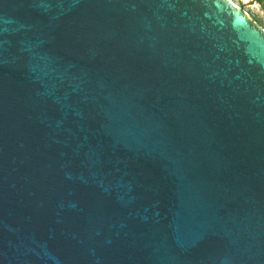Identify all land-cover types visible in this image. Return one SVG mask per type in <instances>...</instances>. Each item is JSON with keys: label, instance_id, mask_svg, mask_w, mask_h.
<instances>
[{"label": "water", "instance_id": "95a60500", "mask_svg": "<svg viewBox=\"0 0 264 264\" xmlns=\"http://www.w3.org/2000/svg\"><path fill=\"white\" fill-rule=\"evenodd\" d=\"M0 264H264L244 4L0 0Z\"/></svg>", "mask_w": 264, "mask_h": 264}, {"label": "rangeland", "instance_id": "374dc122", "mask_svg": "<svg viewBox=\"0 0 264 264\" xmlns=\"http://www.w3.org/2000/svg\"><path fill=\"white\" fill-rule=\"evenodd\" d=\"M236 5L244 4L245 10L264 28V2L258 0H232Z\"/></svg>", "mask_w": 264, "mask_h": 264}, {"label": "flooded vegetation", "instance_id": "af4514ba", "mask_svg": "<svg viewBox=\"0 0 264 264\" xmlns=\"http://www.w3.org/2000/svg\"><path fill=\"white\" fill-rule=\"evenodd\" d=\"M259 2H264V0H258Z\"/></svg>", "mask_w": 264, "mask_h": 264}, {"label": "bare ground", "instance_id": "6f19581e", "mask_svg": "<svg viewBox=\"0 0 264 264\" xmlns=\"http://www.w3.org/2000/svg\"><path fill=\"white\" fill-rule=\"evenodd\" d=\"M233 2V1H232ZM235 4V2H233ZM236 5V4H235ZM238 6V5H237Z\"/></svg>", "mask_w": 264, "mask_h": 264}]
</instances>
